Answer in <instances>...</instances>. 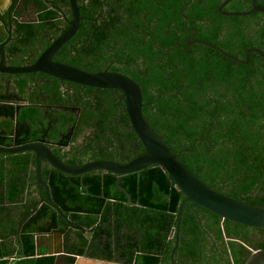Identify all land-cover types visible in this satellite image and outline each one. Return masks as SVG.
<instances>
[{
    "label": "trees",
    "instance_id": "16d2710c",
    "mask_svg": "<svg viewBox=\"0 0 264 264\" xmlns=\"http://www.w3.org/2000/svg\"><path fill=\"white\" fill-rule=\"evenodd\" d=\"M34 1L38 7V22L17 23L15 32H27L37 37L32 45H20L15 50L23 49V54H28V48L35 46L39 55L64 32L58 30V26L63 24L59 17L67 15L71 18V15L68 0ZM76 1L83 21L76 35L61 48L71 65L78 69L84 67L82 61L86 59L78 58L81 56L80 47L84 46L88 53L98 57L96 67L85 71H104L113 63L110 71L130 76L138 82L145 121L168 146L179 152L193 149L197 139L207 138L206 142L197 143L195 152L181 154L180 160L187 168L228 197L264 205V56L252 54L250 62L242 64L210 47L198 45L193 59L180 58L181 53L174 47L173 38L176 33L174 23L181 20V11L185 9L184 14L191 21L212 18L215 36L223 23L236 25L237 29L227 32L228 41L218 44L213 38L209 42L244 59L250 48L264 50V24L252 38L248 37L243 24L264 15L225 17L218 10L224 0H206L205 3L186 0V4L185 0ZM259 4L264 5V1H259ZM251 6L252 0H232L224 9L246 11ZM45 33L51 35V39ZM70 45L74 48L73 54L65 52ZM235 48L239 53L234 52ZM165 54L169 56L163 57ZM26 78L27 75L17 76L21 92H24ZM51 80L57 89L60 80ZM86 88L101 92L102 110L99 108L101 111L96 117L83 104L76 132L79 134L87 127L94 129V137L84 140L83 154H92V160H114L112 154H117L119 147L108 155L103 146L104 142L113 144V134L117 142H122L120 161L127 163L133 160V153L141 154L143 147L126 109L120 110L126 106L124 97H121L123 102L119 105L120 91ZM54 94L59 98L60 90ZM7 115L9 120L0 127V132L4 129L5 134L11 133L13 128L11 108ZM28 115L26 111L24 117ZM92 117H96V124L90 121ZM22 159L23 163L13 162V167L10 166L8 174L11 183L14 182L13 187L11 192L8 189L4 193L5 199L0 198V241L9 236V231L19 220V216L11 219L13 211H20L21 218L25 219L30 212L29 205L18 202L24 187L21 182L17 183L16 174L23 170L31 172L33 167L31 162H27V157ZM49 173L52 172L46 170L44 174ZM6 176V168L1 164L0 180ZM35 178L31 176V181ZM116 181L114 174L89 172L74 178V182L79 183L77 185L54 171L50 179L51 198L83 228L98 229L97 236L92 235L95 245L87 256L105 255L112 260L115 252L112 250L113 239L117 234V253L129 264H157L165 254L169 258L174 244L169 234L176 224L178 206L184 200L182 193L174 182L168 180L166 173L155 166L122 178L120 184L130 194L132 205L128 204L126 194L118 189ZM48 210L44 205L36 217H45ZM204 219L209 222L202 224ZM32 221L25 225L26 233L19 238L17 247L5 246L7 250L0 253V264L10 263L14 256L22 258L18 264H54V256L41 253L36 257L34 232H39L42 226L30 228ZM245 229L246 226L238 223L223 222L220 216L202 207L194 210L192 204H187L180 222L178 263L207 264L206 244L209 240L212 242L208 234L212 232L221 242L228 237L231 256L225 264H245L251 255L245 245L248 241ZM86 242L85 238L79 237L82 247ZM258 245L264 249V241ZM83 253V248L77 252L78 255ZM215 258L218 259L217 256ZM74 260L70 257V264Z\"/></svg>",
    "mask_w": 264,
    "mask_h": 264
},
{
    "label": "flooded vegetation",
    "instance_id": "af4514ba",
    "mask_svg": "<svg viewBox=\"0 0 264 264\" xmlns=\"http://www.w3.org/2000/svg\"><path fill=\"white\" fill-rule=\"evenodd\" d=\"M44 1L46 2V0ZM192 1L193 0H190L189 3H191ZM199 1H201L202 3L206 2V0H199ZM186 2L187 1L185 0L184 3L186 4ZM184 10L185 9L181 11V15H180L181 20L184 21L183 24L181 23V20L177 23H174V28L176 30V33L173 36V38L175 39L174 47H177L179 52L181 53L180 58L185 57V58L193 59V56L197 52L196 46L203 45V44L193 43V42L204 41V42L214 45L213 42H209L210 39L213 40L214 38L218 44L224 43L225 41L229 40L227 32L238 28L234 24L223 23L221 26V29L216 32L217 35L215 36V30L213 28L214 22L212 18L191 21L190 17L184 14ZM223 10L226 11L224 8ZM38 16H39L38 7L35 1L34 0H31V1L23 0V2L19 4L18 9L16 11H13L12 15H5L2 17V20L4 22L3 24L4 27L3 28L1 27L2 35H3L2 41L7 42L5 50H6V55H7L6 63L8 66H30L34 64L37 61V59L40 57V55L43 53L44 50L38 55L36 53L35 46H31L30 48H28L27 50L28 54L27 53L23 54L22 52L23 49L15 50V48L20 45L21 46H24L25 44L32 45V43L35 41L37 37L36 35H31L27 32H22L21 34H17L15 32L16 26H17L16 24L17 23L33 24L35 22H38ZM59 18H62L63 24L58 26V30L59 32H63V31L66 32L69 28L71 18L67 15L63 17H59ZM82 21H83V17H81L80 24ZM80 24H79V27H80ZM262 24H264V17L258 18L257 20L251 19L247 23L243 24V27L245 28V31H247L246 33L248 37L252 38L255 31L258 30ZM45 35L49 39H51V35L46 34V33ZM189 42H190V45H189ZM203 46H206V45H203ZM73 50L74 48L72 47V45H70V47L65 52L73 54ZM79 51L81 52V56H78V58L82 59V57H84L86 59L85 62L82 61L84 67L80 66L82 68L80 70L85 71L84 69L91 70L92 68H95L97 65V59H98L97 55L92 52L88 53L86 46L80 47ZM165 51L170 52V50L168 49H166ZM234 52L239 53V50L235 48ZM166 56H169V55L165 54L163 57H166ZM54 61L64 63L71 67H74L73 65H71L70 59L66 56V53H64V51H61V49L58 52L57 56L54 58ZM191 65L195 66L194 63H192ZM112 66H113V63H110V65L106 68V70L110 71ZM223 68H227V67L223 66ZM89 73H97V72H89ZM51 78H54V77H51V76H48L42 73L27 75V78H26L27 83L25 85L24 92H21L20 88L18 87L17 76L9 75V76H6L4 79H0V122L4 123L9 120V116L7 115V112L10 110V108L12 109L14 113V116L12 118L13 120L12 132L5 134L4 129L1 130L0 145L9 147V148H15V147L24 146L27 144H36L39 142H43L44 145L48 147L53 152V154L56 157L60 158L66 165L78 166V165H81L87 162L98 161V160H92L94 156H92V154L90 153L83 154V150L85 146L84 140L88 137L89 138L94 137V129H92L91 127H87L83 129L81 133L77 134L76 127L82 115L83 104H86L87 107L90 108L92 112L95 113L96 117L99 114V112L102 110L101 92L89 91L86 88L89 86H82L80 84H78L79 86H75L77 84L75 85H73L74 83L68 84L70 82L60 80L58 84L59 86L57 87V89L60 90V97L57 98L54 94L57 91V89L55 88L54 82L51 80ZM94 88H97V87H94ZM98 89H107V88H98ZM110 89H113V88H110ZM221 89L222 91H224V88H221ZM114 90L120 91L117 102L120 103L119 105H122L123 99L121 97L123 96L125 100L123 91L120 89H114ZM212 94L214 95L213 92ZM227 97H230V96H227ZM124 109H126V106L125 108H121L120 110L123 112ZM26 111L29 112V115L27 117H24V113ZM96 117L90 118V121L94 124L98 122L96 121ZM112 118H114V116ZM111 136L114 138L113 144L104 142L103 146L105 149L108 150L109 152L108 155L112 154V151L115 150L117 146L119 147V152L117 154L116 153L112 154V157H114V160H108V161H117V162L123 163L122 161H120L121 155H122L121 154L122 153L121 152L122 142L121 141L117 142L113 134H111ZM128 147L130 148V146ZM141 154H138L136 151L133 153V155H135V158L140 156ZM23 157H27L28 159L27 162L28 163L31 162V165L33 167H32L31 172H27L23 170L17 173L16 174L17 183L18 182L23 183V182L29 181L30 187L35 186L33 190L35 188L39 189V193L41 196V201H39V203L42 204L41 206L43 207L45 204L51 206L47 200L45 187H42L41 184H38L37 178L31 181L32 180L31 176H29V174L34 175L36 171V164H37L36 155L30 152L14 154L12 156L3 158V160L0 162V165L4 161L7 164V167H6L7 176L4 178L3 181L0 180V182H3V186L0 183L1 188H2V195H4V193L8 189L11 192V177L8 174V170L10 169V166L12 165L13 162L17 164L23 163L24 162V159H22ZM9 159L11 163L10 166L8 165L9 163L7 162ZM46 170L52 173L54 171L55 172H59V171L54 169L47 161L45 160L42 161V176L49 184V195L51 197L50 179L52 178V173H49L48 175H46L44 174ZM63 175L69 178V176H67L66 174H63ZM76 177H79V176H74L73 180ZM26 193L30 194V189ZM42 200L44 201V203H42ZM51 200L56 205H58V207L62 210L61 206L58 203H56L52 198ZM4 202L7 203V200H4ZM50 208H53L55 210V208L52 206ZM197 208L198 207H195L194 209L196 210ZM67 214L68 215L66 216H67L68 221L72 222V219L70 218L69 213ZM60 219L64 220L63 217ZM207 221L208 220L204 219L202 220L201 223L203 224V223H206ZM22 226L23 224H21L19 230H17L16 228L14 229L12 228L9 231V236L6 238H3V236H1L3 240L0 241L2 244L0 245V253L5 252L7 250L5 248L7 244H12V245L18 244L17 239H16L17 236L19 237L21 236V233L25 232L24 229H22ZM52 231L54 230H51V231L40 230L38 232L41 235V238L39 237L40 239L39 242L41 241L44 242L43 241L44 235ZM245 232L247 233V236H248V241H246L245 245H247V248L249 249V251H251L252 253L255 250L261 249L258 244L264 241V231L257 229V228H249V226H246ZM208 234L210 237L209 239H211L212 242H210L209 240L206 244V254L208 256L207 264L227 263L231 256L228 238L226 237L223 240V242H221L222 240L221 241L216 240L212 232H208ZM115 237L116 236L114 235V239ZM89 242H88L89 244L88 246L95 245V243H92L91 241ZM79 245H80L79 243L69 244L68 250L67 249L65 250L67 252L66 260L65 262L60 263V264H70L69 258L70 257L75 258V256L78 255L77 254L79 250L78 248H82ZM88 246L85 248L86 251H88ZM113 248H115L114 250L116 252L117 251L116 241H114L113 243ZM41 255L42 254H39L36 257H39ZM177 256L178 254L173 257L174 262H175L174 264H180L178 263L179 261H178ZM216 256L218 257V259L215 258ZM15 257L16 256L12 257L11 260H13ZM167 257H168L167 254L160 257V259H165L164 264H170V255H169V258Z\"/></svg>",
    "mask_w": 264,
    "mask_h": 264
},
{
    "label": "water",
    "instance_id": "95a60500",
    "mask_svg": "<svg viewBox=\"0 0 264 264\" xmlns=\"http://www.w3.org/2000/svg\"><path fill=\"white\" fill-rule=\"evenodd\" d=\"M230 1L231 0H224L218 8L220 13L224 16L247 17L255 15L256 13L264 15V5L258 3L260 0H253L252 8L246 11H224L223 8ZM21 2H23V0H10L8 5H4V1L0 0V27H4L2 17L5 15H12L13 11L18 9ZM68 5L71 14V22L68 30L58 36L56 40H54L52 44L43 51L37 61L30 66L7 65V55L5 50L7 42L2 41L3 35H0V79H4L9 75L18 76L42 73L61 81L77 85L80 84L82 86L122 90L125 96L126 111L128 113L131 126L142 143L143 153L128 163L98 160L87 162L78 166H70L66 165L60 158L56 157L43 142H39L15 148L0 145V162L3 158L14 154L28 152L34 153L37 160L36 176L38 184L45 187L49 204L59 212L61 218H65V221H67V216L58 207V205L51 200L49 195V184L42 176L43 160L47 161L54 169L69 176L70 181L73 183H75L73 180L74 176H80L89 172L114 174L117 177L116 185L118 189L126 194L128 204L130 205H132L131 196L120 184L122 178L126 175H130L153 166L160 168L166 173L168 180L174 182L177 189L184 196V200L180 206H178L176 224L169 235L170 238L174 239V244L170 250V264L175 263L173 257L177 254L181 217H183V211L187 204H192L193 209L195 207H202L212 213H215L223 219V222L230 221L243 226H249V228L264 230V205L248 204L241 200H236L226 196L224 193L215 190L212 186L199 179L198 176L187 168L180 160V156L183 152H195L197 143L206 142L207 138L197 139L193 144V149L180 150L179 152H176L174 148L168 146L166 142L149 126L142 114V107L144 105L142 102V92L136 80L130 76L109 70L89 73L71 67L67 64L54 61V58L57 56L60 49L76 35L81 21L77 1L68 0ZM193 43H199L211 47L225 57L231 58L242 64H248L252 54L259 53L261 56H264V50L260 48H250L247 51L245 58L242 59L204 41H195ZM42 203H44L43 200ZM78 229L83 232L87 231L83 230V228ZM96 230L97 229L95 228L92 231L96 232ZM59 233L63 234V232ZM87 237L89 241H91V235H87ZM39 241L40 239L37 236V251L40 245ZM52 253L54 252L49 250V254ZM55 254L57 255L54 256L59 258L67 256V252L64 250H58ZM20 259L22 258L16 256L8 264H18ZM164 261L165 259H159L157 264H164ZM58 262L59 259L55 258L54 264H57ZM245 264H264V249L253 251L246 260Z\"/></svg>",
    "mask_w": 264,
    "mask_h": 264
},
{
    "label": "crops",
    "instance_id": "0c3cea01",
    "mask_svg": "<svg viewBox=\"0 0 264 264\" xmlns=\"http://www.w3.org/2000/svg\"><path fill=\"white\" fill-rule=\"evenodd\" d=\"M3 1H4V5H8L10 3V0H3ZM0 35H2L1 27H0ZM4 124L5 123L0 122V127ZM7 162L9 163L8 165L10 166L11 165L10 159ZM1 164L5 168L7 167V164L5 161ZM34 175L37 178L36 171H35ZM34 175L32 174L30 176H34ZM0 183L3 186V182H0ZM29 183H30L29 181L20 183L24 187V194L19 197L18 202L24 206L25 205L30 206V209H29L30 212L29 213H31V216H29V213H28L26 219H25V217L21 218L22 213L20 211L19 212L13 211V214H11V219L13 220L17 216H19V220H18L16 226H14V228H16L17 230L20 229L21 224H23L22 229H25V225L29 224L32 219H33V221L30 224V228H32V226H38V228H39V226L41 225L42 226L41 230H43V231L54 230V231L44 235V239H45V240L43 239L44 242L41 241L42 244L40 242L38 251L36 249L37 255H39L41 253H44V255H46V256L57 255L55 253H57L58 250H64V251L66 249L68 250L69 244H73V243L78 244L79 243V237H80V238H85L87 240L86 246L82 247L81 245H79L83 248V252L86 254L83 253L82 255L75 256V260H74L73 264H129V263L125 262L126 260H121L119 258L117 251L113 253V259L112 260L105 258V255H101L103 257L87 256V254H88V252H90L91 248L94 247L92 245L88 246L89 245L88 244L89 239H88L87 235L88 236L91 235V238H92V235H94V237H96L97 233H98V229L96 228L97 230H96V232H94L92 230H94L95 228L90 229V230L83 228V225L78 223V221L75 218H72L70 216V214H69V216L72 219V222L71 221L69 222L68 219H67V221H65L64 217H63L64 220H62V219H60L61 216L56 209L54 210L53 208H50L51 206L45 204V206L47 205L46 206L47 209L50 208L49 209L50 211L48 210L49 212L45 217L37 218L36 216L39 214L40 208H42V206H41L42 204L39 203V201H41V196L39 193V189L35 188L33 190V188L35 186L30 187ZM1 185H0V198L4 199V197L2 195ZM11 186L13 187V183H11ZM29 189H30V194L26 193V192H28ZM55 211H57V212H55ZM65 215H68V214L65 213ZM78 228H81V229L83 228V230H87V231L83 232V231H80ZM59 232H63V234H60ZM25 233L26 232H23V233H21V236H19V237L17 236V238L15 237L17 239V242L19 241V238L22 237ZM114 235L117 236V234H114ZM37 236L41 238L40 233L35 232L34 233L35 239ZM114 241H116V237H115V239H113V242ZM91 242L95 243L94 238L91 239ZM12 246H17V245H12ZM87 246H88V251H86V249H85ZM78 249H80V248H78ZM114 249L115 248H113L112 250H114ZM49 250H51V252H54V253L49 254ZM54 257L59 259V262L57 264H60V263L65 262L67 256H65L64 258L63 257L59 258L56 256H54Z\"/></svg>",
    "mask_w": 264,
    "mask_h": 264
}]
</instances>
